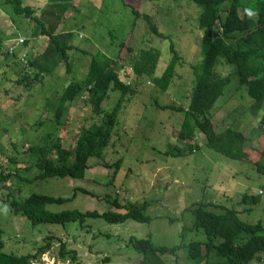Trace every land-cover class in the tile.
Listing matches in <instances>:
<instances>
[{"label":"rangeland","instance_id":"rangeland-1","mask_svg":"<svg viewBox=\"0 0 264 264\" xmlns=\"http://www.w3.org/2000/svg\"><path fill=\"white\" fill-rule=\"evenodd\" d=\"M46 2L48 0H25V3L35 6ZM131 8L137 9L139 16L135 17ZM198 13L197 7L187 0H72L58 28V31L72 33L71 49L68 51L70 71H66L64 63H61L52 73L43 76L41 82H32L30 87H25L16 83L23 74L17 56L26 51L38 55L47 46V40L44 39L34 49L32 40L27 47L22 46L17 40L29 39L34 24L14 14L10 5H0V50L5 51L12 45L15 49L13 55H0V169L17 168L21 175H33L24 171V167L33 161L24 152L26 147L54 131L52 113L60 93L69 82L79 81L85 76L90 56L95 52L101 51L114 57L119 51L123 56L126 46L130 47L132 52L127 55L124 67L128 74L126 80L135 90L133 95L127 96L111 141L103 152V160L109 164L122 158L115 176L114 167L94 165L81 179L54 177L30 183L15 180L13 185L19 188L10 198L21 200L31 193L71 198L73 189L82 187L93 195L76 191L72 199L62 204L47 205L46 208L54 212L74 209L124 212L123 208L112 207L110 202L117 199L122 206H132L146 201L149 205L144 213L152 217L146 223L127 219L112 224L102 218L88 217L83 224L31 225L24 216L7 208L4 202L7 192L0 190V231L4 252L14 255L32 253L46 242L47 236H52L50 251L41 256L39 264H72L56 257L61 241L67 250L75 251L77 261L83 264H93L106 255L110 264H137L140 255L128 243V238H150L156 246L178 245L182 227L190 226L194 220L190 211L182 213V210L198 201L227 203L228 198L233 199L242 220L248 223L261 221L264 225V197L255 205L242 202L244 190L254 195L259 188H264V173L257 172L255 168L259 158L257 153L238 161L202 145L187 156L164 154L170 145H178L175 138L182 116L159 106L185 104L184 100L191 91L192 65L201 59V31L196 24ZM143 14H148L158 31L168 39L152 35ZM122 41L123 50L119 48ZM170 41L180 61L170 85L161 90L149 78L133 74L128 59L138 57L142 50L149 48L159 51L156 72L160 73L171 57ZM221 64L216 68L220 74L233 70L231 65ZM236 87V77L232 76L210 113L216 123L231 124L243 132L249 139L245 148L250 153L260 147L262 132L258 119L262 110L255 111L251 107L253 101L244 88L237 90ZM108 94L105 109L114 105L119 96L116 91H109ZM229 95L234 99L224 101ZM82 108V102L76 99L63 117V126L58 134L65 138V145L70 143L73 133L88 115V109ZM201 139L202 135H199L198 141ZM90 161L97 159L91 158ZM259 162L264 164V157ZM245 207L250 210L246 212ZM204 240L202 230L188 231L184 236V243ZM178 254L182 256L184 251ZM162 258L165 262L171 260L170 256ZM254 264H264V255L262 261Z\"/></svg>","mask_w":264,"mask_h":264},{"label":"trees","instance_id":"trees-1","mask_svg":"<svg viewBox=\"0 0 264 264\" xmlns=\"http://www.w3.org/2000/svg\"><path fill=\"white\" fill-rule=\"evenodd\" d=\"M187 1L199 10L196 24L201 31V59L199 63L192 65L193 83L190 93L184 100L185 104L159 106L160 109L174 110L182 116L175 138V143L177 142L178 145H170L164 154L174 157L187 156L205 145L227 158L243 161L248 156L253 157L252 154L255 152L259 156L255 164L256 171L264 173V164L259 162L264 157V0ZM71 2L72 0H48L42 6H35L25 3V0L0 1V5H10L14 14L34 24L31 28V37L29 39L24 37L22 46L27 47L32 40L34 49L44 39L47 40V46L38 55H34L33 51H26L17 56L23 67L21 68L22 77L16 81L17 84L30 87L32 82H41L43 76L52 73L61 63H64L66 71H70L71 61L68 51L71 49L72 33L58 31V28ZM131 11L135 17L139 16L137 9L131 8ZM142 17L146 20L147 29L152 35L168 39L166 35L158 31L155 22L148 14H143ZM123 46L122 41L119 48L122 47L123 50ZM10 47L5 51L0 50V55L1 53L5 57L9 53L13 55L15 49L10 51ZM125 51L126 56L120 55L118 51L114 57L101 51L95 52L90 56L85 76L79 81L69 82L64 87L52 113L54 131L47 133L42 140L29 145L24 151L33 158V161L24 167V171L33 173L32 176L21 175L17 168L0 169V190L7 192L4 200L7 208L15 214L24 216L31 225L68 222L83 224L88 217L102 218L112 224L122 223L127 219L145 223L152 220V217L144 213L149 205L146 201L132 206H122L117 199L110 202L112 207L123 208L124 212L76 209L54 212L46 208L47 205L62 204L72 199L76 191L92 194L82 187L74 188L71 198L39 193H31L21 200L10 198L18 191L19 187L13 185L17 180L18 183H30L54 177L81 179L94 165L105 168L114 167L113 176L116 175L122 158L109 164L103 160V152L111 141L118 123V115L127 96L135 93L126 80L128 74L124 67L127 55L132 52V49L126 46ZM169 51L170 60L159 73L156 72L159 51L151 48L142 50L138 57L128 59L132 73L147 77L154 86L166 90L180 61V56L171 41ZM223 62L233 67L231 72L224 75L216 71L218 64L223 65L221 64ZM232 76L237 80L236 89L243 87L252 99L251 107L255 111L262 110L258 119L262 132L259 137L260 147L257 151L253 150L250 153L245 148L246 142L249 141L247 136L231 124L216 123L210 113L217 99L230 84ZM109 91H116L119 96L114 105L105 109ZM229 98L234 99L229 95L224 101ZM76 99L82 102L83 110L88 109V115L83 118V122L73 133L70 143L65 145V138L58 134V131L63 126V117L69 105ZM43 120L45 119L41 121ZM199 135H202L201 141H198ZM91 158H96L97 161L89 162ZM261 197H264L263 187L259 188L254 195L244 190L242 202L255 205ZM227 200L228 204L222 201H198L184 208L182 213L190 211L194 220L190 226L182 227L181 242L178 245L156 246L150 238L130 236L128 243L140 255L137 264H198L199 262L254 264L262 261L264 225L261 221L248 223L242 220L239 216L241 212L236 208V202L230 198ZM244 210L247 212L250 208L245 207ZM197 230H202L205 240L184 243L186 232ZM45 241L32 253L14 255L3 251L4 244L0 231V264H39L41 256L50 251L52 236H47ZM181 250L184 254L179 256L178 252ZM56 255L62 261L83 264L77 261L75 251L67 250L62 241ZM164 256H170V262H165L162 258ZM93 264H110V258L106 255Z\"/></svg>","mask_w":264,"mask_h":264},{"label":"built area","instance_id":"built-area-1","mask_svg":"<svg viewBox=\"0 0 264 264\" xmlns=\"http://www.w3.org/2000/svg\"><path fill=\"white\" fill-rule=\"evenodd\" d=\"M19 43H23V38H20L17 40ZM15 45H17V43H15ZM14 48V45H12V47H10V51H12Z\"/></svg>","mask_w":264,"mask_h":264},{"label":"clouds","instance_id":"clouds-1","mask_svg":"<svg viewBox=\"0 0 264 264\" xmlns=\"http://www.w3.org/2000/svg\"><path fill=\"white\" fill-rule=\"evenodd\" d=\"M249 15H251V12H249Z\"/></svg>","mask_w":264,"mask_h":264}]
</instances>
